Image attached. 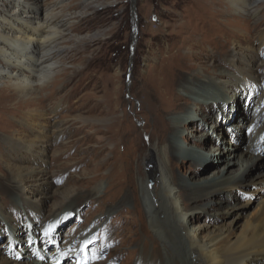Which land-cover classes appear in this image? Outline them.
Listing matches in <instances>:
<instances>
[{"label":"rangeland","instance_id":"1","mask_svg":"<svg viewBox=\"0 0 264 264\" xmlns=\"http://www.w3.org/2000/svg\"><path fill=\"white\" fill-rule=\"evenodd\" d=\"M3 2L0 0L1 13L11 9L1 7ZM36 2L38 7H34L41 15L51 7L54 14L75 18L69 19L59 44L67 52L55 60L58 76L52 75L48 90L40 98L46 115L35 124L14 107L16 99L5 103L0 98V173L20 166L37 170L26 180L22 192L31 206L39 208L37 234L52 222L62 223L55 241L40 249L41 254L57 249L65 264H136L142 253H152L155 247L160 250L148 219L140 214L141 203H133L137 212L133 213L127 201V164L135 176L141 173L140 159L149 150L155 126H159L155 123L158 114L153 108L156 98L152 86L166 68L172 67L188 75L199 73V86L209 82L213 90L237 91L241 122L225 119L224 114L217 129L211 121L202 122L209 110L203 112L187 126L188 142H200L204 148L198 149L199 162L192 167L177 163L173 168L176 180L184 184L189 182L187 173L204 178V182L219 176L227 158L235 161L264 130V119L258 117L260 122L252 123L256 113H264V66L260 65L264 61V0L249 1L258 15L257 23L234 10L231 0ZM233 51L239 55L230 63ZM257 54L260 57L253 59ZM246 61L254 65V80L245 79L231 66L245 72ZM219 69L221 73H215ZM159 91V100L167 102L180 92ZM227 93L223 99L228 98ZM181 114L171 116L179 118ZM163 116L161 122L167 125V116ZM30 127L34 128L33 136L27 133ZM58 130L63 136L55 140L53 132ZM165 134L170 137L172 130ZM15 138H36L39 147L30 154L8 151L4 143ZM180 144L182 140L171 152ZM252 155L259 159L242 186L191 205L189 226L197 227L201 236H240L264 209V182H250L264 173V143ZM242 159L247 160V156ZM237 172L238 166H229L224 177L236 176ZM101 185L113 197L91 202L93 189ZM67 195H71V202L60 206ZM5 237L0 235V245ZM31 237L22 232L23 241H15L12 247V259L38 250ZM25 242L29 249L22 251ZM83 244L85 252L76 253Z\"/></svg>","mask_w":264,"mask_h":264},{"label":"bare ground","instance_id":"2","mask_svg":"<svg viewBox=\"0 0 264 264\" xmlns=\"http://www.w3.org/2000/svg\"><path fill=\"white\" fill-rule=\"evenodd\" d=\"M249 1L231 0L230 5L238 13L244 14L257 23L258 15L252 10ZM3 3L1 7H11V9L0 12V92L2 93L0 98L5 103L16 99L14 107L25 113V119L33 120L35 123L47 113L40 103V98L48 90V82L58 70L59 65L55 60L67 52V49L59 47V44L65 35L64 32L67 31L69 19L75 17L54 14L51 7L41 15L34 7V5L37 6L36 0H16L15 2L4 0ZM239 52L245 56L242 50ZM238 55V52L233 51L230 63H235ZM259 57L260 55L257 54L253 59L256 60ZM245 64V72L239 71V67L231 66L245 79L254 80L256 71L253 63L246 61ZM260 65L264 66V61H261ZM215 73H221V70ZM55 76H58L57 73ZM160 76L151 91L152 96L156 98L153 108L160 119L157 118L155 123L160 126V122L164 120L161 117L165 114L168 124L161 122V127L155 126V131L148 141L149 150L140 159L141 173L136 172L135 176L127 164V201L131 203L130 210L137 213L133 203H141L143 210L141 208L140 214L148 219L149 229L159 243L160 250L155 247L152 253H142L136 264H264L263 208L243 234L237 237L230 238L229 234L225 233L201 236L197 227L189 226V219L193 214L191 205H200L211 195L224 194L231 188L243 185L251 167L259 159L258 155L254 156L252 152L259 150L264 143V130L260 129L261 133L258 132L259 134L247 145L243 154L235 157V161H231L230 157L227 158V163L218 172L219 176L204 182V178L201 180L196 178V175L187 173L189 182L185 184L179 182L174 176L175 164L189 163L191 167L196 165L199 151L204 149L200 142L190 143L191 140L188 142L187 126L196 122L197 117L208 110L202 122L211 121L217 129L222 126L219 118L224 114L225 119L234 118L235 123L239 120L241 122L240 97L237 96V91L232 92L229 88L213 90L212 87L209 88L208 81L205 86H202L203 84L199 86L197 81L199 73L188 75L180 69L171 67L166 68ZM161 88L169 91L180 90V92L174 94V100L171 102L160 101ZM227 91L231 92L230 95ZM223 92L229 95L228 98L225 96L223 99L225 95ZM221 99L223 101H220ZM176 113L182 114L179 118H173L171 115ZM262 114L264 113H256L252 123L260 122L258 117L264 119ZM19 124L21 125L20 122ZM169 129L172 130L170 137L165 134ZM27 133L33 136L34 128L30 127ZM53 133L55 140L63 136L61 130ZM179 140H182V144L178 145L176 152H171ZM4 145L6 149H9L8 151L17 154H30L39 147L36 138H15L5 142ZM243 155L247 156V160L242 159ZM229 166H238L236 176L224 177ZM36 172L37 170L32 166L30 168L20 166L16 169L8 168L6 174L0 173V233L6 236V241L0 245L2 248L0 264L66 263L57 249H53L46 255L39 251L51 246L62 223L52 222L43 233L37 234L39 208L37 205L31 206L22 196L26 180ZM254 179L263 183L264 173L254 176L250 180L252 184ZM200 181L203 182L201 185ZM93 190L94 195L89 199L93 203L113 197V193L109 189L104 190L103 185ZM70 198L71 195L63 197L60 206H67V202H71ZM23 231L32 236L38 250L35 252L33 249L29 254H22L21 257L12 259L15 250L12 247L15 241H23L21 238ZM84 244L78 246L81 249L76 250V253L81 250L85 252ZM27 245L26 242L22 245V251L29 249ZM75 257L77 259L79 255ZM25 258L26 261H23Z\"/></svg>","mask_w":264,"mask_h":264}]
</instances>
